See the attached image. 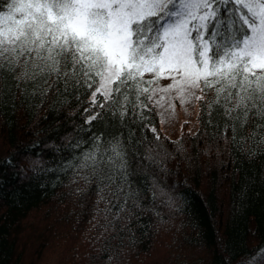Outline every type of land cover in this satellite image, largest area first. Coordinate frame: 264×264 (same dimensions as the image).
Here are the masks:
<instances>
[{
	"label": "trees",
	"instance_id": "obj_1",
	"mask_svg": "<svg viewBox=\"0 0 264 264\" xmlns=\"http://www.w3.org/2000/svg\"><path fill=\"white\" fill-rule=\"evenodd\" d=\"M90 95L59 103L0 84V264H247L264 245V155L248 159L198 115L213 94L196 101V130L173 139L150 102L142 124L132 110L104 126L123 135L143 190L123 210L115 185L64 168L80 153L69 145L92 134L78 131Z\"/></svg>",
	"mask_w": 264,
	"mask_h": 264
},
{
	"label": "snow or ice",
	"instance_id": "obj_2",
	"mask_svg": "<svg viewBox=\"0 0 264 264\" xmlns=\"http://www.w3.org/2000/svg\"><path fill=\"white\" fill-rule=\"evenodd\" d=\"M0 84L29 98L52 92L59 103L91 92L78 131L92 134L69 145L80 153L64 168H91L115 185L123 210L143 190L130 179L123 135L104 126L123 124L132 110L142 124L149 102L163 109V123L175 114L172 101L211 92L198 115L230 132L248 159L264 155V0H0ZM253 252L247 264H264V245Z\"/></svg>",
	"mask_w": 264,
	"mask_h": 264
},
{
	"label": "rangeland",
	"instance_id": "obj_3",
	"mask_svg": "<svg viewBox=\"0 0 264 264\" xmlns=\"http://www.w3.org/2000/svg\"><path fill=\"white\" fill-rule=\"evenodd\" d=\"M151 75V74H150ZM170 83V80L168 79H161L159 81L160 85H167ZM155 86V85H154ZM159 95L157 94V97L159 98ZM195 95L199 96V91L197 90L195 92ZM197 100L195 97H193L190 102L181 105L179 101H172V103H175V114L170 115L169 112H165V122H161V117L159 115L160 119V130L167 135L169 138H176L178 137L183 130L188 131L189 133H193L196 130L197 127ZM168 101H164V108L166 109L168 106ZM158 113L163 111V109L156 107ZM170 111V110H169Z\"/></svg>",
	"mask_w": 264,
	"mask_h": 264
}]
</instances>
